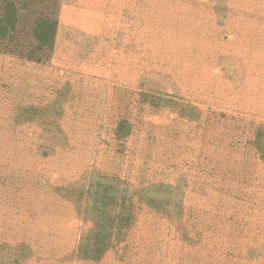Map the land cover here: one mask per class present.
Listing matches in <instances>:
<instances>
[{
	"label": "crops",
	"instance_id": "crops-1",
	"mask_svg": "<svg viewBox=\"0 0 264 264\" xmlns=\"http://www.w3.org/2000/svg\"><path fill=\"white\" fill-rule=\"evenodd\" d=\"M53 33L42 62L0 53V264H81L74 181L125 83L264 123V0H60Z\"/></svg>",
	"mask_w": 264,
	"mask_h": 264
},
{
	"label": "rangeland",
	"instance_id": "rangeland-1",
	"mask_svg": "<svg viewBox=\"0 0 264 264\" xmlns=\"http://www.w3.org/2000/svg\"><path fill=\"white\" fill-rule=\"evenodd\" d=\"M59 9L0 0V53L47 60ZM118 84L136 92L109 101L120 120L74 181L81 264H264V123L202 95Z\"/></svg>",
	"mask_w": 264,
	"mask_h": 264
}]
</instances>
